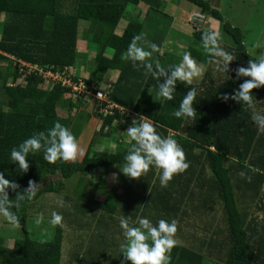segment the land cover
<instances>
[{
    "label": "trees",
    "instance_id": "obj_1",
    "mask_svg": "<svg viewBox=\"0 0 264 264\" xmlns=\"http://www.w3.org/2000/svg\"><path fill=\"white\" fill-rule=\"evenodd\" d=\"M186 1L198 7L207 21L220 24V46L232 52L235 60L228 73L216 71L201 47V34L211 30L210 25L199 32L192 29L188 51L203 66V73L191 85L198 91L194 117L177 119L171 113L179 107L189 86L177 83L173 99L161 103L156 95L157 81L121 59L131 38L142 35L153 13H165L172 25L174 20L165 11L166 1L0 0V63L5 62L4 66L0 64V172L20 186L17 191L27 188L29 180L40 186L37 197L25 201L18 213L16 226L24 238L12 249L4 247L0 239V264H130L120 248L121 215L129 217L130 223L137 216L147 217L154 224L158 219H175L177 244L170 264H264V132L257 131L250 110L220 98L250 79H237L234 69L247 67L252 57L244 33L233 27L210 0ZM139 4L147 6L145 22L137 13L119 34L117 28L128 7ZM189 18L185 16V22ZM223 35L230 39L229 44L223 41ZM166 36L156 44L162 47ZM143 37L149 42V36ZM81 43L87 50L84 54L78 50ZM8 56L43 69H73L76 76L82 67L90 73L80 76L88 94L72 98V90L61 84L44 85L38 75L21 78L19 66ZM151 59L158 60L162 67L173 62L156 53ZM112 72L119 73L116 81L110 88L102 87ZM98 90L106 91L109 103L124 112L105 113L107 104L90 94ZM252 94L257 111L264 114V86L253 89ZM60 111L66 117L60 116ZM83 111L100 122V129L82 159L49 164L42 152L30 154L27 173L19 174L9 159L12 147L34 132L46 133L56 122L72 130L75 118ZM140 116L151 121L160 135L171 134L189 164L166 187H161L158 170L151 167L139 179H129L119 171L132 143L126 130ZM113 143L114 149L110 148ZM241 172L245 173L243 177ZM110 173L117 174L120 192L103 187ZM95 176L100 179L97 184L92 182ZM72 178L79 195L74 202L67 197L64 206L67 204L68 214L64 209L59 212L71 218L69 224L66 222L71 226L69 232L64 235L62 218L55 225L51 241L32 240L27 231L30 207L40 196L64 192L65 181ZM46 180L49 182L42 186ZM97 195L105 199L95 200ZM9 197L15 198L11 190ZM64 245L69 246L64 249Z\"/></svg>",
    "mask_w": 264,
    "mask_h": 264
},
{
    "label": "clouds",
    "instance_id": "obj_2",
    "mask_svg": "<svg viewBox=\"0 0 264 264\" xmlns=\"http://www.w3.org/2000/svg\"><path fill=\"white\" fill-rule=\"evenodd\" d=\"M201 13L202 12H195ZM209 22V21H208ZM210 23V22H209ZM201 47L210 57V63L216 71L228 73L229 65L235 60L234 54L224 50L219 43V34L215 30H207L201 34ZM138 41L142 43L138 45ZM163 54V48L156 43L143 40L142 35H134L126 50L121 54V59L131 63L133 69L142 70L144 76H151L157 81V93L160 102L172 100L175 86L183 83L190 90L179 102V107L171 113L177 119L194 117L193 107L198 95L196 87H192L194 80L202 75L201 66L194 60L191 53L181 50L178 54L181 59L177 64L161 66L152 61L153 54ZM235 77L250 78L239 84L238 89H233L231 94L223 93L220 98L226 103L229 100L238 102L250 110L251 120L258 132H264V114L256 109L253 100V89L264 86V54H259L255 59L249 60L247 67L238 66L234 69ZM111 85L108 87L110 88ZM106 92V91H104ZM147 118L133 119L131 126L126 131L128 140L132 143L123 156V164L119 167L120 173L129 179H139L145 176L150 167L158 170L161 187H166L173 176L184 172L189 164L178 142L171 134L162 136L156 131V126ZM43 159L49 164L57 161H74L83 152L71 130L59 122L44 131L34 132L17 146L11 148L9 159L16 165L19 174L27 173L29 169L28 157L30 154L41 153ZM240 175L243 177L244 172ZM116 178V174H113ZM250 180V177L248 178ZM20 186L14 181L5 178L0 172V217L10 225L19 223L18 213L25 201L31 202L37 197L39 185L29 180L27 188L17 191ZM9 190L15 193V198L10 199ZM58 207H63L64 202L58 200ZM44 219L43 213L34 217L33 223L39 226ZM62 216L52 210L48 224L59 225ZM121 230L120 244L124 259L130 264H170L172 249L176 246L177 221L158 219L155 224L147 217L137 216L134 222L124 215L118 217Z\"/></svg>",
    "mask_w": 264,
    "mask_h": 264
},
{
    "label": "rangeland",
    "instance_id": "obj_3",
    "mask_svg": "<svg viewBox=\"0 0 264 264\" xmlns=\"http://www.w3.org/2000/svg\"><path fill=\"white\" fill-rule=\"evenodd\" d=\"M164 1H166V4H167L165 11H167V13H171V15L173 16L172 19L174 21H172L173 22L172 25L169 26L167 17L164 15L165 13L163 14V16L159 13H158L159 15L153 13L152 18L151 17L147 18L146 16L147 18L146 22H145V17L143 18L142 16L141 18H139L141 21L145 22L142 37L149 36L148 37L149 42L159 43L160 41L159 39L162 37V35L167 34L165 38L166 40L162 43L163 44L162 45V48H163L162 55H165V60L167 62L168 60H172L173 61L172 64H177L179 63L181 59L178 53L181 52V50L188 51V47L191 44L192 27L190 26L189 21L185 22V16L187 20L189 15L191 16L192 14L195 13V11H198L199 9L195 5L189 3L186 0H164ZM210 1L212 5H216L215 2H213L212 0ZM214 1L220 2L221 13L228 20V22L233 27L239 28L244 33L247 51L249 55L252 57V59H255L257 55L259 54H264V0H214ZM136 9L137 7L134 8L133 5H130L128 7L126 15H125V19H123L120 22L117 28V31L119 34L120 32H122L121 30L123 29V27L126 26L129 20L132 17L133 18L135 17L136 11L137 12L140 11ZM146 10L147 8H144L142 6L141 11H140L142 12V15L146 13ZM158 17H160V19H158ZM190 19H192V17ZM210 23H213L212 20H210ZM83 26L86 28L85 24ZM214 26L213 25L210 26V29L215 30L219 35H221L220 24L217 22V24H214ZM222 39L225 43L227 44L230 43V39L226 35H223ZM143 40H147V39H143ZM81 48L82 49L84 48V43H81ZM89 65L91 66V64ZM89 65H86L88 69L90 67ZM199 65L201 66V69H202L203 66L201 64ZM247 65H248V62L246 63V66ZM91 68L93 69V65L91 66ZM82 69L83 71H80V76H81V73H84L83 76L88 77L90 73H86L84 71V68L81 67V70ZM202 73H203V69H202ZM118 74L119 73L117 72H112V74H110L106 78V82H107L106 84L112 85L114 83L112 81L117 79ZM193 83H197V80H194ZM109 86L110 85H107V87ZM149 92L150 90H148L147 93ZM147 93L143 91V96L146 97ZM89 101L88 103H90V106H91L92 102H89ZM85 109L91 110V108H89L88 106L87 107L85 106ZM59 114L60 116L66 117V113L64 111H60ZM73 124L74 126L71 132L76 137L77 142L83 152V155H79L76 159V160H80L82 159L85 152L87 151V146H88V143L91 141L92 136L94 135L95 132H97L100 129V122L97 121L95 118L89 116L88 111H83L78 114ZM114 147H115L114 143L110 144V148L114 149ZM113 174H116V173H110L108 178L105 180V184L103 187L106 189V191L113 189V188H117L118 192H120L121 189H120L119 182L117 180V174H116L115 179L113 178ZM99 181L100 179L98 178V176L97 177L95 176L94 179L92 180L94 184L99 183ZM48 182L49 181L46 180L42 184V186ZM73 182H74V178L65 181L66 190L64 192L56 193V194H46V195L40 196L37 203H35V205H32L30 207L31 210H29L28 212L29 218H28V223H27V231H28L29 237L32 240L51 241L54 238L56 227L48 224L47 221L50 218V213L52 210H56L59 213L60 210L64 209L65 213L67 214L69 213V210L66 206L67 204L65 205L66 207L65 206L58 207L56 202L58 200H62L65 204L67 197L71 198V201L73 199V202L77 200V196L79 195V193H78V190H76L77 188L74 189ZM94 198L95 200L103 201L105 199V196L97 195ZM67 203H70V202H67ZM38 213H43L44 219L42 220L39 226H36L33 223V220L36 214ZM62 218L64 219L63 220L64 222L63 232H64V235H67L71 226H66L67 225L66 222L69 224V222L71 221V218L70 217L66 218L64 216ZM74 232L76 233V231ZM23 238H24V235L20 227L10 225L6 223L2 217H0V239H2L5 244H9L12 247V245L15 244L17 240H21ZM68 246L65 247L64 245V249H67Z\"/></svg>",
    "mask_w": 264,
    "mask_h": 264
},
{
    "label": "built area",
    "instance_id": "obj_4",
    "mask_svg": "<svg viewBox=\"0 0 264 264\" xmlns=\"http://www.w3.org/2000/svg\"><path fill=\"white\" fill-rule=\"evenodd\" d=\"M192 17V19H190ZM189 23L192 29L196 32H199L201 30H204L209 24L207 21V18L204 14L201 13H194L190 16ZM11 60L15 61L16 64L19 66V71L22 74L21 78H26L30 75H38L41 80L44 82V85L48 84L49 82H53L55 84H61L62 87H67L72 90L71 96L72 98H76L80 95L88 94L85 88V83L81 79L80 75L76 76L75 71L73 69H63L62 71L59 70V68H50V69H43L39 67L36 64H30L23 61L16 60L13 57L8 56ZM1 65H5L4 63H0ZM55 69V70H54ZM22 84H25L22 82ZM9 86H16L13 83H9ZM93 90L95 91V87H93ZM92 96H95L96 98L100 99V101H103L107 104V106L104 109L105 113H111L115 110H118L120 112H124V109L109 103V99L107 97L106 92L102 91H96L95 93H90ZM105 98V100H104ZM151 123V122H150Z\"/></svg>",
    "mask_w": 264,
    "mask_h": 264
},
{
    "label": "crops",
    "instance_id": "obj_5",
    "mask_svg": "<svg viewBox=\"0 0 264 264\" xmlns=\"http://www.w3.org/2000/svg\"><path fill=\"white\" fill-rule=\"evenodd\" d=\"M213 2H215V4L216 5H212L214 8H217L219 11H221V7H220V2L219 1H214V0H212ZM142 6L144 7V8H147V6L146 5H144V4H139L138 6H137V9L136 10H140L141 11V8H142ZM172 8V7H171ZM198 8V7H197ZM199 9V8H198ZM140 11H136V14L135 15H137V13H139V18H141L142 16H143V18L144 17H146V14H147V11H148V9L146 10V13L144 14V15H142V12H140ZM173 11V10H172ZM191 12H193V11H191ZM191 12H190V14H191ZM195 12H200V9L198 10V11H195ZM166 13H167V11H166ZM168 14V16H171V18H173V16L171 15V13H167ZM184 16V15H183ZM212 22L213 23H210V26H214V24H217V22L216 21H214V20H212ZM215 27V26H214ZM79 50V52L80 53H86L87 52V50L85 49V48H79L78 49ZM90 57H93V53H90ZM112 74V73H111ZM116 81V79L114 80V81H112V82H115ZM108 82H110V81H108ZM107 83V82H106ZM104 84L102 87H106L107 88V85H111V84ZM101 87V88H102ZM120 184V183H119ZM3 246L4 247H6L7 249H12L13 247H14V244L12 245V247L9 245V244H3Z\"/></svg>",
    "mask_w": 264,
    "mask_h": 264
}]
</instances>
